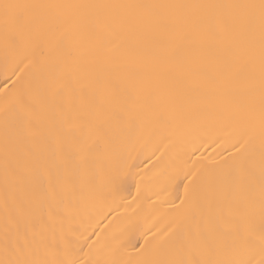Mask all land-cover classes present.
I'll return each mask as SVG.
<instances>
[{
	"label": "bare ground",
	"instance_id": "bare-ground-1",
	"mask_svg": "<svg viewBox=\"0 0 264 264\" xmlns=\"http://www.w3.org/2000/svg\"><path fill=\"white\" fill-rule=\"evenodd\" d=\"M4 2L125 7L30 9L14 43L0 15V89L24 104L5 114L0 92V260L25 240L49 264L136 259L141 233L159 239L184 212L186 169L199 222L171 232L163 257L246 259L250 234L258 257L264 33L258 9L233 6L260 0Z\"/></svg>",
	"mask_w": 264,
	"mask_h": 264
},
{
	"label": "snow or ice",
	"instance_id": "snow-or-ice-1",
	"mask_svg": "<svg viewBox=\"0 0 264 264\" xmlns=\"http://www.w3.org/2000/svg\"><path fill=\"white\" fill-rule=\"evenodd\" d=\"M52 8V7H70V8H107V7H125V6H111V5H68V6H55V5H29V4H20V3H9L4 2L0 3V15L3 17V23L5 26V39L6 41L14 43L15 37V29L23 28L28 24V10L34 8ZM126 7H141V6H126ZM233 7L239 8H248V9H258L259 10V19L261 24L262 33H264V0H260L258 5H236ZM96 24H103L99 18L96 21ZM104 27L110 28L111 26L108 24H103ZM10 29L12 31H10ZM43 55V52H41ZM178 53L175 50H166L163 55V59H172L177 56ZM262 59H264V44H262ZM25 59H28L26 54H22L19 63H23ZM19 63L15 67L19 66ZM32 61L29 60L28 64H25L23 68H20L19 72H15V67H13L12 71L15 75H9L7 77L13 84L18 83L22 74L25 72V69L29 67ZM0 92H3V109L2 111L7 114L13 110H24V104L22 99V94L17 92L14 94H10L8 92V84H5L4 89H0ZM260 119L262 124V129H264V99L261 101V109H260ZM240 143L237 140L233 143L232 147L236 149V154L239 155L241 151L244 149L245 145L240 144L239 148H236V144ZM195 163H193V167H195ZM190 169H186L182 174H177L176 181L184 183V195L177 196L180 200V204L177 206L178 208L184 209V212L181 214L180 219L174 224L173 229H169V233H165L163 237L159 236V230L156 233H152L149 229V236H144L141 233V237L144 239V243L139 244V248H136V244H131V247L135 249L136 259H127L123 261H117L115 259H105L102 262H94V264H185L184 261L172 260L164 258L162 252L165 246L168 243V236L174 230H178L181 227V223L184 220L196 218L197 223L199 222V218L197 217V213L201 207V197L199 192L195 187V177L197 175L196 172H192L189 175ZM186 181V182H185ZM187 204V208L185 205ZM38 235V233L33 234ZM149 239H151L152 243L149 244ZM260 245H259V253L258 257L255 250V240L251 237L246 240V248H247V258L246 259H236V260H208V261H197L194 264H264V231L261 232L259 237ZM136 243H139L137 240ZM31 255V249L29 248L28 241L25 240L23 247L19 245L17 241H13L11 244V248H9L6 243V256L5 259L0 260V264H49L46 260L40 259H31L29 256ZM60 264H64V262H60ZM67 264H75L74 261H67Z\"/></svg>",
	"mask_w": 264,
	"mask_h": 264
}]
</instances>
